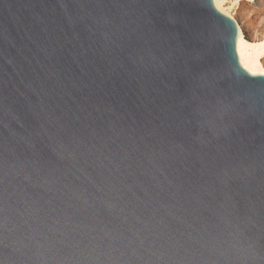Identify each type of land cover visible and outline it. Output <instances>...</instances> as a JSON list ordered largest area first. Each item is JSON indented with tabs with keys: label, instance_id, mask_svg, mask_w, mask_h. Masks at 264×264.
<instances>
[{
	"label": "water",
	"instance_id": "water-1",
	"mask_svg": "<svg viewBox=\"0 0 264 264\" xmlns=\"http://www.w3.org/2000/svg\"><path fill=\"white\" fill-rule=\"evenodd\" d=\"M213 0H0V264H264V73Z\"/></svg>",
	"mask_w": 264,
	"mask_h": 264
},
{
	"label": "rangeland",
	"instance_id": "rangeland-1",
	"mask_svg": "<svg viewBox=\"0 0 264 264\" xmlns=\"http://www.w3.org/2000/svg\"><path fill=\"white\" fill-rule=\"evenodd\" d=\"M218 9L231 16L239 28L238 34L249 42L264 39V0H216ZM253 50L250 47V51ZM264 70V52L259 57Z\"/></svg>",
	"mask_w": 264,
	"mask_h": 264
},
{
	"label": "bare ground",
	"instance_id": "bare-ground-1",
	"mask_svg": "<svg viewBox=\"0 0 264 264\" xmlns=\"http://www.w3.org/2000/svg\"><path fill=\"white\" fill-rule=\"evenodd\" d=\"M213 2L215 7L218 9L217 1L213 0ZM235 47L238 58L243 62L248 70L254 73H264V70L261 68L259 63V57L264 52V39L258 42H249L237 34ZM250 47H252L253 50L250 51Z\"/></svg>",
	"mask_w": 264,
	"mask_h": 264
}]
</instances>
